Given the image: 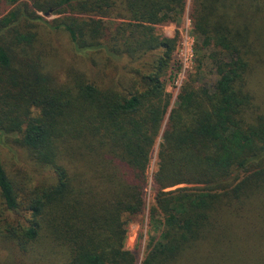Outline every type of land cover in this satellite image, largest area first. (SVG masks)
Masks as SVG:
<instances>
[{
    "label": "trees",
    "instance_id": "16d2710c",
    "mask_svg": "<svg viewBox=\"0 0 264 264\" xmlns=\"http://www.w3.org/2000/svg\"><path fill=\"white\" fill-rule=\"evenodd\" d=\"M3 1L18 5L0 17V131L37 175L17 179L0 158V204L6 221L24 217L20 231L8 225L33 264H264V110L250 88L264 67V0H191L195 68L170 109L178 33L156 26L179 22L186 0H0V13ZM39 24L112 65L99 71L107 82L77 71L59 83ZM206 63L215 78L203 84ZM159 136L157 233L138 261L127 229Z\"/></svg>",
    "mask_w": 264,
    "mask_h": 264
},
{
    "label": "rangeland",
    "instance_id": "374dc122",
    "mask_svg": "<svg viewBox=\"0 0 264 264\" xmlns=\"http://www.w3.org/2000/svg\"><path fill=\"white\" fill-rule=\"evenodd\" d=\"M26 1L29 3L32 9H35L33 6H31V4L37 0H24L20 1L19 4ZM190 4L191 0H186L185 9L182 16L180 17L179 22L166 25L158 24L156 26L157 30L166 36H173L176 32L178 33V42L175 51L176 58V53H178L177 47L179 48L181 42V32L184 33L185 29L187 28L189 33H192V30L190 29ZM17 5L3 1L1 5L0 17L5 15L11 9L15 8ZM37 13L48 20L60 16L58 14H51L49 11L46 12L47 15L41 11H37ZM104 20L109 22L113 20V18L106 17ZM34 29L39 32L40 42L42 43L43 47L45 46L46 69L58 79L59 83H64L70 80L71 75L76 74L77 71L85 73L90 79L95 80L101 85L107 82L108 77H106L103 72L101 74L99 71L103 68H106L107 71L112 72V65H105L103 58H98L99 54H89L86 51H77L70 40L68 33L63 30H51L41 24H39L38 27ZM195 57L196 56L193 58V69L191 71H193L195 68ZM117 64L120 65L122 72H124L126 59L119 61ZM203 70V84L213 81L215 75L207 63ZM188 74L186 77H188ZM183 79L184 77L177 76V83L175 86L170 84L171 82H168L166 86V91L170 94L169 109L175 106L178 102L179 93L187 78L185 80ZM250 88L255 95V101L258 103L261 109L264 110V67L256 71L254 81L251 83ZM166 120L167 116L164 119L162 129L165 127ZM14 139L15 138L13 135L3 134L0 131V158L5 169L9 174H13L17 179L22 177L23 179L27 180L28 177H36L37 174L35 165L29 159L26 151L20 147ZM160 141L161 138L159 136L152 150L151 160L147 170L148 183L144 190V201L146 206L140 214L132 218L127 229L125 247L132 250L138 249V261L144 255V248L149 238V234L157 233L156 230L151 229L148 225V207L153 202L154 190L152 187L153 185L151 177L155 169L157 147ZM9 216H7L8 220L6 221L3 206L0 204V264H33L32 250L24 252L15 242H13V238L15 236L13 235V231L9 226L12 222L14 228H17V230L20 231V227L25 223L24 217H19L17 214H10Z\"/></svg>",
    "mask_w": 264,
    "mask_h": 264
},
{
    "label": "built area",
    "instance_id": "2783aa9c",
    "mask_svg": "<svg viewBox=\"0 0 264 264\" xmlns=\"http://www.w3.org/2000/svg\"><path fill=\"white\" fill-rule=\"evenodd\" d=\"M190 29L192 30L191 19ZM194 42L195 37L193 35V32L190 34L187 28L185 29L184 33L181 32V42L179 48L177 47L178 53H176L179 67L175 71L174 78L170 84L175 86V84L177 83V76L184 77L183 80H185L187 78V74L193 69V58L195 56Z\"/></svg>",
    "mask_w": 264,
    "mask_h": 264
},
{
    "label": "water",
    "instance_id": "95a60500",
    "mask_svg": "<svg viewBox=\"0 0 264 264\" xmlns=\"http://www.w3.org/2000/svg\"><path fill=\"white\" fill-rule=\"evenodd\" d=\"M45 15H47V13H45Z\"/></svg>",
    "mask_w": 264,
    "mask_h": 264
}]
</instances>
